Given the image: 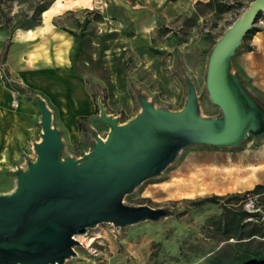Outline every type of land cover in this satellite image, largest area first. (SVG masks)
<instances>
[{
  "label": "rangeland",
  "instance_id": "374dc122",
  "mask_svg": "<svg viewBox=\"0 0 264 264\" xmlns=\"http://www.w3.org/2000/svg\"><path fill=\"white\" fill-rule=\"evenodd\" d=\"M54 1L0 0V63L7 38L25 30H33L35 35H74L76 53L88 35L92 47L97 45L119 77L115 90L126 85L131 98L126 101L129 105L124 106L117 90L94 91L95 103L102 95L107 113L112 112L108 114L118 117L120 122L139 112L138 91L156 107L180 110L187 97L182 73L190 77L195 87L201 115L220 114L205 87L208 57L214 41L254 0H91L89 7L74 4L55 12L46 31L40 34L41 7L45 3L48 9ZM231 70L264 105L262 13L232 57ZM80 125L84 147L77 145L74 156L84 148L88 150L91 130L102 138L109 130L99 121L97 104L95 116L80 120ZM64 152L67 153L66 148ZM27 155L16 164V169L25 168L26 160L34 153ZM262 174L264 136L256 140L248 136L234 148L187 146L159 176L143 181L124 198L132 205L177 208L175 216L126 227L101 223L80 231L74 236L81 244L74 247L76 256L63 264H208L209 258L235 239L225 240L216 226L221 204L193 207L191 202L212 195L243 194L254 188L252 181ZM14 188L13 172L2 170L0 194L10 193ZM230 205L236 210L242 206L250 212L257 208L260 213L257 222L264 227V194H246L244 200H232Z\"/></svg>",
  "mask_w": 264,
  "mask_h": 264
},
{
  "label": "water",
  "instance_id": "95a60500",
  "mask_svg": "<svg viewBox=\"0 0 264 264\" xmlns=\"http://www.w3.org/2000/svg\"><path fill=\"white\" fill-rule=\"evenodd\" d=\"M264 0H254L218 38L205 69V87L220 114L201 115L190 77L181 74L187 97L178 111L156 107L138 91L139 112L120 122L98 96V118L108 127L102 138L91 130L89 149L78 157L64 152L52 111L34 94L41 118L40 139L25 168L13 171L15 188L0 194V264H63L76 256V233L101 223L126 227L175 216L177 208L124 201L143 181L157 177L191 145L238 147L264 136V105L231 70V59L252 29Z\"/></svg>",
  "mask_w": 264,
  "mask_h": 264
},
{
  "label": "crops",
  "instance_id": "0c3cea01",
  "mask_svg": "<svg viewBox=\"0 0 264 264\" xmlns=\"http://www.w3.org/2000/svg\"><path fill=\"white\" fill-rule=\"evenodd\" d=\"M75 51L74 35L10 37L0 63V172H13L23 156L34 153L32 146L41 134V112L34 94L40 95L52 111L53 126L72 156L77 145L84 147L80 119L96 114L95 90H117L118 99L129 105L126 85L115 90L119 77L97 45L92 47L88 35L78 53ZM86 151L84 148L74 157ZM257 184H264V174L252 181L251 188Z\"/></svg>",
  "mask_w": 264,
  "mask_h": 264
},
{
  "label": "trees",
  "instance_id": "16d2710c",
  "mask_svg": "<svg viewBox=\"0 0 264 264\" xmlns=\"http://www.w3.org/2000/svg\"><path fill=\"white\" fill-rule=\"evenodd\" d=\"M47 6L48 4L44 3L40 11L43 12L46 10ZM9 33L11 34V31ZM10 37L7 38L3 48L1 63L5 59ZM83 119L81 118L80 120ZM79 127L81 129L80 123ZM260 193L264 194V185L257 184L253 189L243 194L238 193L227 197L212 195L191 202L193 207H198L206 203L221 204L222 211L215 219L216 226L224 235L225 240L235 239L234 243L226 244L209 258L208 264H264V227L257 222L260 219L259 210L256 208L255 211L250 212L242 206L236 210L230 205L232 200H244L246 194ZM222 200L224 201L221 202ZM248 218L251 219L246 221Z\"/></svg>",
  "mask_w": 264,
  "mask_h": 264
},
{
  "label": "bare ground",
  "instance_id": "6f19581e",
  "mask_svg": "<svg viewBox=\"0 0 264 264\" xmlns=\"http://www.w3.org/2000/svg\"><path fill=\"white\" fill-rule=\"evenodd\" d=\"M74 4H83L85 6H91L92 1L91 0H73V1H62V0H55L48 9L44 10L42 12L43 20L42 24L39 25L38 30L40 33L44 32L45 29L48 26V20L49 18L57 11H60L61 9H66L71 5ZM79 6V5H78ZM20 32V31H19ZM35 32L33 30H25L21 32L20 35H23L24 38L31 37V35H34ZM21 37V36H20Z\"/></svg>",
  "mask_w": 264,
  "mask_h": 264
},
{
  "label": "built area",
  "instance_id": "2783aa9c",
  "mask_svg": "<svg viewBox=\"0 0 264 264\" xmlns=\"http://www.w3.org/2000/svg\"><path fill=\"white\" fill-rule=\"evenodd\" d=\"M14 104H15V101H12V105L14 106Z\"/></svg>",
  "mask_w": 264,
  "mask_h": 264
}]
</instances>
